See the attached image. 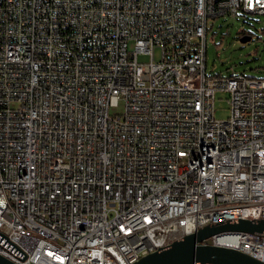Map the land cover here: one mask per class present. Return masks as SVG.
<instances>
[{"label": "built area", "instance_id": "built-area-1", "mask_svg": "<svg viewBox=\"0 0 264 264\" xmlns=\"http://www.w3.org/2000/svg\"><path fill=\"white\" fill-rule=\"evenodd\" d=\"M254 15L264 0H0V256L133 264L264 220V79L205 68L209 21ZM204 244L264 263V233Z\"/></svg>", "mask_w": 264, "mask_h": 264}, {"label": "rangeland", "instance_id": "rangeland-1", "mask_svg": "<svg viewBox=\"0 0 264 264\" xmlns=\"http://www.w3.org/2000/svg\"><path fill=\"white\" fill-rule=\"evenodd\" d=\"M242 31L251 32L248 42L240 41ZM146 60V57H139V61ZM205 68L209 76L219 74L226 77L232 73H241L264 79V16L210 20L206 34ZM226 98L223 93L215 94L213 109L216 119L224 120L228 116Z\"/></svg>", "mask_w": 264, "mask_h": 264}, {"label": "water", "instance_id": "water-1", "mask_svg": "<svg viewBox=\"0 0 264 264\" xmlns=\"http://www.w3.org/2000/svg\"><path fill=\"white\" fill-rule=\"evenodd\" d=\"M249 36L240 38L248 42ZM227 232L264 233V220H238L198 229L139 258L133 264H264L240 251L204 244L209 238ZM0 264H14L0 256Z\"/></svg>", "mask_w": 264, "mask_h": 264}, {"label": "flooded vegetation", "instance_id": "flooded-vegetation-1", "mask_svg": "<svg viewBox=\"0 0 264 264\" xmlns=\"http://www.w3.org/2000/svg\"><path fill=\"white\" fill-rule=\"evenodd\" d=\"M240 35H242V36H249L250 39H251V32H248V31H246V32H245V31H242Z\"/></svg>", "mask_w": 264, "mask_h": 264}, {"label": "trees", "instance_id": "trees-1", "mask_svg": "<svg viewBox=\"0 0 264 264\" xmlns=\"http://www.w3.org/2000/svg\"><path fill=\"white\" fill-rule=\"evenodd\" d=\"M243 37L242 35H240V38Z\"/></svg>", "mask_w": 264, "mask_h": 264}]
</instances>
